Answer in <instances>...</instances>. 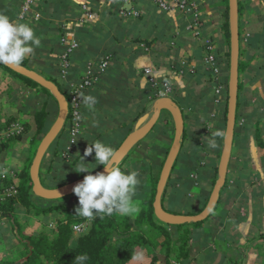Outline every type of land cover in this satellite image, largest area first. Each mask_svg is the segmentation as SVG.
<instances>
[{"label":"crops","instance_id":"0c3cea01","mask_svg":"<svg viewBox=\"0 0 264 264\" xmlns=\"http://www.w3.org/2000/svg\"><path fill=\"white\" fill-rule=\"evenodd\" d=\"M197 1L201 4L198 24L187 13L161 10L154 0H135L139 17L121 14L118 0H37L41 18L36 20L29 16L21 21L34 26L41 39L40 46L28 56L36 69L60 79L66 90L67 79L60 72L63 48L59 41L65 32L80 41L72 57L70 80L78 81L88 64H97L106 56L111 61L99 82L85 93L94 96L97 103L94 111L84 106L83 130L71 163L57 161V149L49 148L43 168L47 170L52 165L54 168L51 176L43 174L44 186L47 187L51 177L57 174L76 172L74 167L93 141L100 140L116 150L136 129L139 119L146 113H153L157 99L152 96L150 78L155 76L171 81L175 89L173 99L185 117L181 152L162 202L164 199L170 208L185 212L189 205L201 202L208 195L216 179V167L219 170L221 156L218 157V152L222 154L224 136H213L215 130L220 133L221 122L218 117L214 123L211 117H216L214 112L217 111L212 99L213 84L209 81L211 71L204 60L205 40H214L224 79L228 73L230 49L225 37L226 5L223 0ZM85 2L89 4V18L81 10ZM241 2L246 12L241 17L244 52L240 59L244 68L240 71L239 119L245 120V124L235 135L225 200L218 202L214 217L196 229L191 240L194 248H201L193 254V261L200 264H223L225 256L237 257L240 247L248 248L242 264H256L260 255L255 246L264 244L263 240H251V236L264 232V0ZM20 4L21 0H0V13L17 21ZM147 68H151L153 74L147 73ZM2 71L0 67V74ZM13 111L11 109L7 116ZM4 116L6 114L0 113V119ZM212 120L214 127L209 131L206 128ZM60 133L59 144H62L68 138L66 124ZM174 134L173 115L163 110L151 132L117 165L139 172L140 184L134 198L138 208L161 174ZM210 139H215L217 147H209ZM85 162L89 167L94 166L95 151L85 157ZM63 201L79 204L78 196ZM30 214L33 220L39 221L32 233L46 232L50 236L54 235L57 219L66 216L61 210ZM79 237L74 231L69 240L71 247L77 246ZM160 264L179 263L171 259L169 263L163 260Z\"/></svg>","mask_w":264,"mask_h":264},{"label":"trees","instance_id":"16d2710c","mask_svg":"<svg viewBox=\"0 0 264 264\" xmlns=\"http://www.w3.org/2000/svg\"><path fill=\"white\" fill-rule=\"evenodd\" d=\"M223 3L226 5L224 23L225 37L230 49L229 0H223ZM239 12L242 56L244 52V48L242 46L244 30L242 29L241 17L246 12V6L241 2V0H239ZM228 55L230 57V50ZM21 64L39 71L30 63L29 57H27ZM0 67L19 77L25 84L32 87H40L41 91L47 96L44 99L42 106H34L30 111L26 108L19 107V110L28 116L26 119H19L18 116L14 114H11L6 119H0V126L2 127L7 126L12 121L22 120L24 133L34 131L26 158L23 160L22 168L15 167L19 170L17 182L18 195L17 197H12L6 201H0V219L5 220L9 223V225H11L14 237L17 241L14 245L20 247L15 257H1L0 264H75L74 260L76 255L85 253L89 257L86 264H160L163 260L169 263L171 259L179 264H200V262L196 263L193 261V254L196 250H201V248H194V245L191 244V240L195 237V230L214 217L216 209L206 220L201 222L170 224L159 219L155 213L154 201L157 183L160 176L153 183L152 191L141 200L139 211L134 217L131 215H120L117 213H114L111 216L104 215L102 218L97 216L95 219L90 220L87 230L80 234L77 246L71 247L69 240L73 235V227L75 223L84 222L86 219L76 215V209L79 204L64 202L63 200L67 198L71 201L77 195L72 194L59 200H46L40 198L36 196L33 191V182L30 175V167L36 155L40 140L50 129L53 116L55 117L58 115V100L48 89L40 86L35 81L14 72L3 64H0ZM243 68L244 63L240 59V71ZM39 72L47 78L53 80L59 86L61 91L67 95L60 79L44 74L41 71ZM211 87L213 88V85ZM241 87L242 83L240 81V91ZM11 91V88L7 91L8 96L10 97L12 96ZM226 96L228 97V85L226 89ZM11 103L15 104L16 102ZM144 112L145 110L141 113ZM226 114L227 101L222 104L219 115V121L221 122L220 133L223 135H214L219 132L215 130V132H213V136L215 138L218 136L223 138L224 136L225 126H223V124L227 121ZM240 116V105L238 102L237 123ZM221 119L224 120V122H222ZM239 129L240 126L237 124L235 135L239 133ZM61 135L62 133L59 134L58 138L51 146V149H57L55 156L57 161H62L60 160L58 154L65 143L64 141L62 144H59L62 140ZM22 138L23 134H20L9 141L13 139L20 140ZM122 141L123 139L119 144H117V147L122 143ZM9 145V142L4 143L0 152L7 149ZM55 151L56 150H54V152ZM220 156L221 152H218V157ZM102 167L103 165H98L94 171L99 170ZM53 168L54 167L52 165L49 169L44 170L42 163L40 169V179L42 183H44L45 180L43 174H49L51 176ZM216 169L218 172V167H216ZM82 174L83 175H81V172L77 171H67L61 175L57 174L51 177V183L47 187H60L79 177L85 176L88 173ZM215 182L216 179L213 181L212 188L208 195H206L201 202L189 205V207L185 209V212L170 208L167 206L164 199L162 205L167 211L172 213L191 215L198 214L205 208ZM226 185L221 191L219 202L225 200L226 194L224 191L226 189ZM39 200L45 202H39ZM20 206H23L26 212L29 214L32 213L33 215L50 214L54 211L61 210L66 213V216L64 218L59 217L57 219V227L53 236H50L46 232L32 233L27 231L23 223L18 218L17 209ZM206 237L207 234H204V238ZM1 240L7 242L4 236ZM251 240L264 241V232L251 236ZM247 249V247H240L237 250V257L231 255L225 256L223 264H242L245 256L247 255ZM255 249L260 255L259 262L256 264H264V244H257ZM0 251L3 250L0 249Z\"/></svg>","mask_w":264,"mask_h":264},{"label":"water","instance_id":"95a60500","mask_svg":"<svg viewBox=\"0 0 264 264\" xmlns=\"http://www.w3.org/2000/svg\"><path fill=\"white\" fill-rule=\"evenodd\" d=\"M229 28H230V66L227 97V125L224 136L223 150L218 170V178L214 184L213 190L205 208L198 214H182L167 211L162 205V198L167 184L181 152L183 136L185 132V117L182 108L170 97L157 99L154 103L153 113H146L142 116L136 129L126 138V140L115 150L113 165L117 166L131 150L142 141L158 123L163 110H169L174 118L175 134L174 141L167 154L166 160L161 170L157 183L154 208L157 217L170 224H184L191 222H201L206 220L216 209L220 199L222 189L225 187L229 174V167L234 148L235 131L237 125V109L240 91V58H241V36H240V12L239 0H229ZM14 72L26 76L35 81L40 86L48 89L58 100V116L41 140L36 155L30 167V175L33 182V191L36 196L46 200H59L69 195L75 194L74 186L81 182L84 177H79L72 182L57 188H48L44 186L40 179V169L49 148L58 138L60 132L66 124L69 116V100L67 95L61 91L59 86L39 71L24 66L4 65ZM104 171V166L93 174Z\"/></svg>","mask_w":264,"mask_h":264},{"label":"built area","instance_id":"2783aa9c","mask_svg":"<svg viewBox=\"0 0 264 264\" xmlns=\"http://www.w3.org/2000/svg\"><path fill=\"white\" fill-rule=\"evenodd\" d=\"M121 4V14L126 17H139L140 11L135 7V0H118ZM159 8L163 11H179L189 14L198 24L201 16V4L197 0H154ZM84 15L89 18L90 10L88 2L81 5ZM33 16L36 20L41 18L37 8V0H21L19 20L21 22L27 17ZM62 45V53L60 58V72L66 80V93L69 100V116L66 121L68 138L59 151L60 160L70 161L73 159L79 137L84 125V105L81 102V94L92 88L99 82L102 74H104L110 66V57L106 56L97 64H88L86 70L81 74L78 81L70 80L71 67L73 65V55L80 47V41L70 33H63L59 38ZM205 62L209 65L212 82L214 83V99L216 104H223L227 101L226 89L223 73L221 70V59L216 50L214 40L206 38L205 40ZM146 72L153 74L151 68H147ZM150 84L154 90L152 96L155 99L170 97L173 98L175 89L171 81L167 79H159L155 76L150 78ZM242 123V122H241ZM24 134V125L22 120L10 122L7 126H0V149L2 145L16 136ZM73 141H75L73 143ZM19 170L13 166L2 167L0 169V201H6L18 195V176ZM90 220L76 223L73 227L74 231L81 234L85 232L89 226Z\"/></svg>","mask_w":264,"mask_h":264},{"label":"clouds","instance_id":"9594fccd","mask_svg":"<svg viewBox=\"0 0 264 264\" xmlns=\"http://www.w3.org/2000/svg\"><path fill=\"white\" fill-rule=\"evenodd\" d=\"M40 44L41 39L36 35L34 26L13 21L8 15L0 13V64H21ZM80 98L88 110L94 111L97 103L94 96L81 94ZM214 135L223 134L218 132ZM209 147H217L215 139L209 140ZM93 151H95L96 163L93 167H89L85 157L92 155ZM114 157V148L100 140L90 143L81 156L80 162L74 169L88 174L73 189L79 198L76 215L93 220L97 216L102 218L104 215L111 216L114 213L133 215L139 211L134 199L140 184L139 172L114 166ZM97 165H103L104 171L93 174L91 170ZM88 259L85 253L76 255L74 261L75 264H86Z\"/></svg>","mask_w":264,"mask_h":264},{"label":"rangeland","instance_id":"374dc122","mask_svg":"<svg viewBox=\"0 0 264 264\" xmlns=\"http://www.w3.org/2000/svg\"><path fill=\"white\" fill-rule=\"evenodd\" d=\"M248 7H249V5L247 6V8ZM228 61H230V57H229ZM228 63L230 66V62H228ZM229 66H228V71H227L228 73L226 75V81H225L226 85H228V81H229ZM209 81L211 83L212 79ZM212 84H213L212 99H213V102L215 104L214 110L218 112L220 110V107L222 106V104L219 105V104L215 103L214 83L212 82ZM9 88H11V90H12L11 91V94H12L11 97L8 96V92H7L9 90ZM46 97L47 96L41 91L40 87H32V86L25 84L19 77L13 75L9 71H6L4 69V71H2V74H0V113L6 114V116L3 117L4 119L11 115L10 114L7 116V114L11 113L10 112L11 109L14 110L12 114L17 115L19 119L23 120V119L28 118V116L25 113H23L19 110V107L20 108H26L30 111L34 106H42L43 101ZM11 102H14V103L16 102V103L12 104ZM217 112H214V114L215 113L217 114L216 117L211 116L214 118V123H215V119L216 118L218 119V117L220 115V112H218V113ZM57 116H55V117L53 116L51 126L55 122ZM226 116H227V114H226ZM238 121H239L238 125L241 127L245 124V120H243V119H239ZM222 122H224V120H222ZM226 125H227V121L224 122V124H223V126H225V130H226ZM51 126H50V128H51ZM213 127H214V125H213V120H212L209 122L206 129L211 131ZM225 130H224V136H225ZM33 133H34V131L25 132L23 134L22 139H20V140L13 139L11 141H8L10 144L9 147L7 149L3 150V152H0V169L2 167H11V166H15L17 168H22L23 160L26 158V154L28 152L29 144L31 143ZM206 135H209V134L206 133ZM208 137H211V135ZM212 138H213V136H212ZM42 139H43V137H42ZM41 140H40V142H41ZM61 162L71 163V161H66V160L61 161ZM91 171H94V170H91ZM82 173H87V172H81V175H83ZM217 178H218V172L216 175V180H217ZM39 202L44 203L45 201L39 200ZM17 211H18V218L20 219V221L23 223L24 226L25 225L28 226L27 231L32 232L33 231L32 229H35V227L38 226L39 221H37V219L33 220L32 219L33 217L31 216V214L29 215L28 212L26 213L23 206H20L17 209ZM4 221L5 220L0 219V235H1L0 236V249L3 250V251H0V258L1 257L13 258L17 255L20 247L17 245H14L17 241L14 237L12 227L6 221L4 223ZM3 236L6 238V241L8 243L5 242L4 240H1V238H3Z\"/></svg>","mask_w":264,"mask_h":264}]
</instances>
